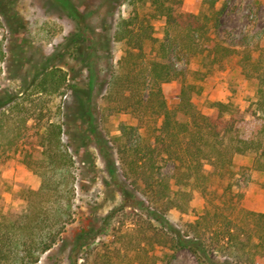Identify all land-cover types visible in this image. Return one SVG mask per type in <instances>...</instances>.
I'll use <instances>...</instances> for the list:
<instances>
[{
    "label": "trees",
    "instance_id": "obj_1",
    "mask_svg": "<svg viewBox=\"0 0 264 264\" xmlns=\"http://www.w3.org/2000/svg\"><path fill=\"white\" fill-rule=\"evenodd\" d=\"M125 2L128 13L118 18L114 39L123 43L122 59L127 64L141 57L143 68L136 81L138 86L133 85L132 90L143 86L145 91V96L133 103L127 94L125 109L135 115L141 112L145 124L121 123L119 132L111 137L124 177L121 180L116 175L114 180L128 209L117 214L120 226L113 232L116 245L105 244L92 264H156L158 258L150 256L155 248L167 250L165 254L171 256L188 248L199 264H222L219 254L243 256L252 262L264 257V213L243 211L242 218L232 214L239 197L245 194L244 189L235 192L241 183L233 180L247 168L237 162V155H255L260 149L264 152V137L248 138L240 126L234 129L231 102L214 100L209 105L214 112L207 113L193 100V94L201 93L202 82L214 70V63L207 65L205 61L216 62L220 56L240 50L217 38L225 5L219 6L220 0H202L200 11L194 13L177 11L175 5L180 0ZM160 19L164 21L162 36L156 35L155 27ZM81 30L94 52L93 35L87 26ZM239 44L247 59L252 60L250 42L240 40ZM178 61H196L204 68L199 66L190 74ZM244 67L249 70L247 65ZM256 70L260 79L257 106L264 114V71ZM171 81L180 83L174 106L169 104L163 87ZM94 83L92 73V86ZM67 86V71L47 67L0 110V148L26 146L24 162L42 178L39 186H30L19 209L0 211V264H39L75 221L78 175L73 133L67 129L72 122L63 113L61 102H55L63 98ZM113 87L108 91L110 96ZM53 102L57 103L55 108ZM32 120L42 122L33 141L28 133ZM89 123L101 148L110 153L104 133L93 119ZM260 132L264 134V126ZM263 154L257 155L258 164ZM225 178L227 183L220 192L216 182ZM196 188L209 200L204 203L205 212L184 227L172 224L169 212L188 211ZM125 217L135 226L127 227ZM248 218L255 223L252 227L257 240L250 234Z\"/></svg>",
    "mask_w": 264,
    "mask_h": 264
},
{
    "label": "rangeland",
    "instance_id": "obj_2",
    "mask_svg": "<svg viewBox=\"0 0 264 264\" xmlns=\"http://www.w3.org/2000/svg\"><path fill=\"white\" fill-rule=\"evenodd\" d=\"M218 5H225V10L217 38L224 45L240 50L224 54L216 62L205 61L207 65L214 63V70L202 82L201 93L193 94V100L207 113L214 112L209 107L214 100L231 102L235 112L234 129L240 126L241 133L248 138L264 137L260 132L264 114L257 106L260 79L256 70L264 71V0H220ZM175 6L177 11L198 13L202 0H180ZM127 13L125 0H0V110L22 94L47 67L58 66L68 73L65 95L55 102H61L63 113L68 114L72 122L67 129L73 133L72 151L78 175L75 221L68 226L61 241L43 255L39 264H92L105 244L116 245L113 232L120 226L117 214L128 207L123 205L119 186L114 180L116 175L121 180L124 177L111 137L119 132L121 123L145 124L141 112L135 115L125 109L127 94L132 103L145 96L143 86L132 90L133 85L138 86L143 68L141 57L127 64L122 59L123 43L114 39L117 20ZM84 26L94 37V52L82 33ZM155 27L156 35L162 36L164 21H156ZM240 40L250 42L252 60L249 61L238 46ZM178 65L187 67L190 74L199 66L204 68L196 61L190 64L178 61ZM246 65L249 70H245ZM92 73L95 76L93 86ZM110 87H113L111 96L108 94ZM163 87L169 104L174 106L178 102L180 83L171 81ZM89 111L93 113L89 114ZM92 119L104 133L110 153L101 148L92 132L89 123ZM41 124L38 120L29 122L28 133L32 141ZM25 147L0 148V211L19 209L25 203L30 186L41 184L40 174L24 162ZM260 153H264L262 149L256 156L237 155V162L247 165L233 180L238 179L241 183V187H235V192L245 191L232 213L238 218L246 211L264 213V154L259 157L261 162L258 164ZM226 183V178L216 182L220 192ZM138 196L142 197L141 194ZM208 202L196 188L189 210L172 209L169 219L172 224L184 227L186 222L205 212L204 205ZM124 219L127 227L135 226L126 217ZM248 221L251 223L250 234L257 240L252 227L255 223L249 218ZM166 251L155 248L150 251V256L158 258L156 264H199L188 248L179 250L175 256L165 254ZM130 255L135 259L133 252ZM217 257L222 264L226 261L264 264V257H256L253 262L243 256L235 258L219 254Z\"/></svg>",
    "mask_w": 264,
    "mask_h": 264
}]
</instances>
